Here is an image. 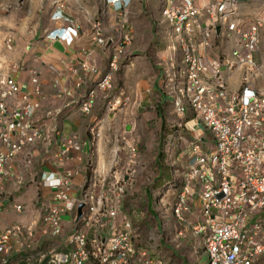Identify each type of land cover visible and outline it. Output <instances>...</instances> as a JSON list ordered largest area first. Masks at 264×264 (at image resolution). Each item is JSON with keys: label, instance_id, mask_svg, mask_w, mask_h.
I'll return each instance as SVG.
<instances>
[{"label": "built area", "instance_id": "2783aa9c", "mask_svg": "<svg viewBox=\"0 0 264 264\" xmlns=\"http://www.w3.org/2000/svg\"><path fill=\"white\" fill-rule=\"evenodd\" d=\"M167 1L170 7L164 12V18L171 30L166 33L184 52L179 72L182 86L174 91V110L183 116L190 109L197 123L189 129L182 121L175 123L190 135L191 143L186 151L184 179L171 207L172 217L183 227L178 236L189 233L201 241L209 264H260L264 262V91H255L251 79L260 70L255 56L264 50L261 38L264 0H217L205 15L193 0ZM119 3L125 12L130 0H119L113 6ZM247 7L250 10L245 13ZM115 10L120 11V7ZM60 19L62 15L52 17V20ZM124 21L123 26L127 27V20ZM61 31L57 35L51 32L46 38L67 40L78 34V29L72 27ZM105 36L96 31L91 42L99 47L109 45ZM118 38L121 44L115 46V43V49L131 41L130 32L121 31L112 41ZM6 45L12 50L13 39L8 38ZM82 68L95 71L87 63ZM118 70V56L114 53L109 71L80 103L83 115H91L100 93L107 100L109 111L130 103L128 98L121 100L112 96ZM12 72L17 74L18 67ZM237 72H243L244 79L237 91H231L228 79ZM12 75L0 69V188L9 175L11 160L27 147L39 143L49 145L54 134L33 126L36 105L9 110V101L20 91ZM30 75L34 94L39 96L38 74L31 71ZM80 84L81 81L77 86ZM85 143L76 135L65 139L58 156L60 161H66L71 151H81ZM124 150L131 161L136 158L137 148L132 141L125 140ZM72 177V171L58 178L53 173L41 176V182L53 192L58 203L43 217L45 237L51 241L60 239L64 215L72 214L81 204L84 210L81 221L65 241V250L41 253L39 264H161L147 250L135 247L132 224L122 214L130 176L125 177L126 181L115 176L117 181L109 188L107 178L102 177L99 190L87 183L79 200L70 196ZM16 209L23 211L22 206ZM120 216L123 221L115 234L112 231L104 238L97 235L91 238L84 232L104 226L103 219L115 223ZM29 237H33L32 231L22 225L1 233L0 264H10L14 244L29 250ZM32 261L31 257L28 262Z\"/></svg>", "mask_w": 264, "mask_h": 264}, {"label": "crops", "instance_id": "0c3cea01", "mask_svg": "<svg viewBox=\"0 0 264 264\" xmlns=\"http://www.w3.org/2000/svg\"><path fill=\"white\" fill-rule=\"evenodd\" d=\"M72 1L80 3V9L74 6L71 8L69 5L63 10L58 8L50 10L39 29L31 31L27 36L17 37L18 42L14 46L15 52L12 55V60L0 64L2 72L11 75L13 68L18 67V73L12 76L18 82L20 91L13 100L9 101V110L23 108L26 104L36 105L37 111L32 119L33 126L43 127L46 131H54L52 142L49 145L39 143L27 147L11 160L9 175L0 188V234L15 225H22L24 229L33 233V237L27 238V243L31 245L29 250H22L14 244L10 252V264H21L27 256V252H37L45 246L52 247L51 250H65V241L78 224L77 210L79 206L72 214L64 215L66 219H62L63 235L60 239L51 241L42 234L44 215L51 207L58 204L54 199L53 192L41 182L43 174L53 173L58 178L66 172L72 171L70 196L75 200L82 197L87 183L90 187L99 190L100 178H107V188L112 187L117 181L115 176L117 177L118 174L112 173L111 154L105 147H100L96 151L91 146L93 148L91 151V148L87 150V146L84 145L81 151H71L68 159L64 162L60 161L58 157L62 142L72 135H76L81 142L89 141L94 144V139L90 133L95 126L93 124L98 125L99 122L96 121L97 118L93 114L101 106H106L104 100H107L100 93L92 114L89 116L83 115L79 106L88 91L109 71L111 57L109 51L91 43L89 37L90 28L85 13L89 18L101 17V9L95 8L92 4L96 1ZM101 1L107 7V19L121 13V11L113 9L114 6L108 5L105 0ZM193 1L196 7L203 10L205 15L211 4H215L217 0ZM142 2V0H130L128 5L130 9L126 8L129 9L126 12H128L131 21L140 23L141 19L147 17L148 6H144ZM250 6L253 7V5ZM249 10L250 8L247 7L245 13ZM60 15H62V19L52 20L53 16L58 17ZM261 17L264 19V12ZM71 27L78 29L76 38L71 37L67 40H48L46 38L51 32L57 35L62 33L61 29ZM138 28L142 32L141 27ZM151 29V26H145L143 28L144 34L150 33ZM261 38L264 39V29L261 31ZM149 41H152L151 35L148 41L144 42ZM234 41L236 43L237 39ZM134 42L137 45L136 41ZM124 58L136 63L140 57L135 51H132V47L128 46ZM255 60L260 66V70L251 79V87L255 91H264V50L255 56ZM84 63H87L90 68H94L95 71L83 70L82 64ZM31 71L38 74V82L41 88L39 96L34 94L35 86L31 82ZM118 75L117 78L116 75L114 77V91L112 93V96L116 98H119L117 83L121 79V74ZM125 77L126 75L123 76V79ZM243 79V72H237L229 77L230 90L237 91ZM79 81L82 84L78 87ZM148 82L146 80L139 81L138 89L144 93L148 92ZM126 130H130V126L126 125ZM97 143L101 146L100 142ZM17 206H22L23 211H17ZM121 221H123L122 216L115 223L103 219L102 224L104 226L97 227L95 230L85 229L84 232L91 238L94 235L104 238L112 231L115 234ZM33 263L35 264V262ZM37 263L39 264L38 261ZM260 264H264V262Z\"/></svg>", "mask_w": 264, "mask_h": 264}, {"label": "rangeland", "instance_id": "374dc122", "mask_svg": "<svg viewBox=\"0 0 264 264\" xmlns=\"http://www.w3.org/2000/svg\"><path fill=\"white\" fill-rule=\"evenodd\" d=\"M95 1L92 4L95 8L101 9V17L89 18L85 13V18L89 22L87 23L86 21L90 28L89 37L92 41V37L96 31L106 35L105 40L107 44V40H109V45L100 48L109 51L110 55L116 53L118 56L119 72L116 74V78L119 76L118 74H121V79L118 80V94H116L119 96L118 99L125 100L128 98L130 103L126 107L122 105L118 110L109 111L107 109V101L104 100L106 106L103 105L97 112L94 111L95 114L93 115L97 118L96 121L99 124H93L95 126L90 134L94 139V144L92 146L87 141L85 143L87 150H90L91 146L96 151L100 147H105L109 154H111L113 161L112 173L115 172V174H118L117 177H122V180L126 176H130L131 183L128 186L124 207L127 210L131 209L133 211L143 212L146 215V226H142L145 245L155 250L158 247L160 248L162 242L173 249L177 258L171 255L165 264H182V261H184V264H209V257L205 253V247L201 241L194 239L189 233H186L184 237L178 236V233L183 230V227L181 228L175 225L177 224L176 220L172 218L171 207L167 204H172L176 198V193H170L171 190H163L164 188H161V191L159 190L157 192L155 188L158 184L156 181L159 176L156 162L161 147L160 145L165 142L164 140H159L161 126L155 112L157 101L154 99L155 95L150 94V87L157 78L156 74L160 72V68H163L161 61L165 58V53H163L164 47L159 45L161 42L155 43L157 41L155 35L152 41H149L150 43L144 42L148 41V36L144 34L143 30H141L142 32L134 30L135 36L133 41L123 43L121 47L116 49L113 48L115 42L112 41V38L117 37L121 31H125L126 33L129 31L126 26H123L125 23L124 20L129 21L130 16L126 12L128 9L125 12L117 14L115 17H109L107 19L108 11L106 5L101 0ZM69 5L70 7L74 6L80 9V3L73 2L72 0H0V64L8 63L12 60V55L15 52L14 46L18 42V36H27L31 31L39 29L47 13L53 8L63 10ZM108 5L113 6L112 3H108ZM103 23L105 28H103ZM163 28L165 29L164 32H170L171 30V27L169 30L168 27L163 26ZM136 29L139 28L136 26ZM164 36L168 37L167 33ZM8 38L13 39L12 50H9L6 45ZM134 41H136L137 45ZM152 44H157L158 48L155 45L153 46L154 48H149ZM26 45H29V43H26ZM128 46L132 47V51H135L137 55L139 53L142 55L147 53V60L146 57H143L142 60L138 58L136 63H133L128 58H124L125 50ZM120 52L121 54H119ZM164 69V73L167 75V68ZM124 75L126 77L123 79ZM141 80L149 81V85H147L149 86L148 92L144 93L138 89V82ZM169 89H171L170 86H168ZM115 99L117 98L115 97ZM164 109L167 116L166 127H169L173 125V122L175 123V117L172 115L173 109L172 107H165ZM196 124V120L191 119L186 123V127L189 129ZM126 125L130 126V130H126ZM125 140H130L136 145L137 156L134 159L135 161H131L127 152L124 150ZM97 142H100L101 146ZM171 142L174 143V146H170L171 148H167L166 146L164 149L166 155L164 163L172 166L173 174L171 176L179 178L187 166L188 157L183 152H185L191 143L187 138H183L182 140L177 139L176 142L174 140ZM93 148H91V151H93ZM177 150L178 152H176ZM116 151H118L117 155L115 153ZM148 195L155 197V199L158 197L154 202L152 211L158 215L161 222L160 225L152 221V216L146 212ZM65 219L66 217H63V220ZM200 220L205 221L203 217ZM51 249L53 248L45 246L42 250L31 254L30 257H32L33 262L37 263L40 254H48Z\"/></svg>", "mask_w": 264, "mask_h": 264}, {"label": "trees", "instance_id": "16d2710c", "mask_svg": "<svg viewBox=\"0 0 264 264\" xmlns=\"http://www.w3.org/2000/svg\"><path fill=\"white\" fill-rule=\"evenodd\" d=\"M116 1H119V0H116ZM125 1H129V0H125ZM142 1H143L142 4H144V6H148L147 15H146L147 17L141 19L140 23L134 21L135 24H137V25L134 24V26H133V21L130 20V17H129V21L127 20V27L130 31L131 40L132 41L134 40V36H135L134 32L138 30L136 29V26L142 27V28H144L145 26L147 27L151 26L152 28L151 32L146 33L145 35L148 36L149 38L151 35L152 39H153V36L155 35L156 40H157L155 43L161 42V44L159 45H162L164 47L163 53H165L164 54L165 58L162 59L161 61L163 68H160V72L156 74L157 78L155 79L152 86L150 87V94L151 95L154 94L155 95L154 99L157 101L155 105V109H156L155 112H156L158 120L160 121V126H161L159 140H164L165 142L164 144L160 145L161 147H160L158 159L156 162L159 176H158V180L156 181L158 184L156 185L155 188L157 192L161 188H164L163 190H167V191L171 190L170 193L175 192L177 194L181 186V183L184 179L183 175L185 173L184 172L185 170L182 172L179 178L172 177L171 176L173 174L172 166H168L167 163H164L166 159L164 149L166 146L167 148H171L170 146H174V143L171 142L173 140L175 142L177 139L182 140L183 138H187L188 140H190V135L186 131L180 130L175 126L176 122L182 121L183 123H187L193 117V113L190 109H188L186 114L183 116H179L174 110L175 99H176V96L174 95V91H176L182 86V81L179 76L180 75L179 72L182 66V61L184 59V52L182 48L180 47L179 43H174V40L172 41L170 40V38L164 36L166 32H164L165 29L163 28V26L167 27V25L169 24L168 21L164 18L165 17L164 12L166 11L167 8L170 7V4L168 3V1L167 0H142ZM118 6L120 7V11L123 12V9L120 3L113 9H116ZM127 8L130 9V6H127ZM103 28H105L104 23H103ZM142 28L140 29L143 30ZM158 40H162V41H158ZM115 43H116L115 46H118L121 44V40L118 38L115 40ZM154 45L155 44H152L151 46H149V48L153 47ZM155 46L158 48L157 44ZM138 56L141 58V60L143 59V57H146V60H147L148 54L145 53L144 55H142L139 53ZM164 68H167V75L164 73V70H165ZM168 86H170L171 89L168 90ZM165 107H168V108L172 107L173 109L172 115L173 117H175V123L173 122V125H170L169 127H166L167 116L165 114L166 113L164 109ZM186 151L187 149L185 150V152H183L185 156H186ZM176 152H178V150ZM157 199L158 197L155 199V197L148 195L146 212L152 216V221H154L157 225H160L161 222H160V219L158 218V215L155 214L154 211H152L154 208L153 206L154 202ZM175 199L172 202V204H169V203L167 204L170 207H172L175 203ZM124 203H125V199L122 202L121 211H122L123 216L129 219V221L132 224V227L134 230L133 231L134 233L133 242H134L135 247L140 250H147L149 256L161 264H165L166 260L170 259L171 255L172 257L177 258L175 256L173 249L170 246H167L162 242H161L160 248L158 247L155 250H153L152 247L145 245L143 241L144 235L142 233V229H143L142 226H146V220H147L146 215L143 212H138L135 210L133 211L131 209L127 210L124 207ZM175 225L179 226L178 224H175ZM33 253L34 252H31V253L27 252L26 253L27 256L24 258V261L21 264H32L33 261L32 262H28V261L31 259L30 255ZM35 264H38V263H35ZM42 264H46V263H42ZM182 264H184V261H182Z\"/></svg>", "mask_w": 264, "mask_h": 264}, {"label": "water", "instance_id": "95a60500", "mask_svg": "<svg viewBox=\"0 0 264 264\" xmlns=\"http://www.w3.org/2000/svg\"><path fill=\"white\" fill-rule=\"evenodd\" d=\"M84 204L79 205L77 210V223H79L83 217Z\"/></svg>", "mask_w": 264, "mask_h": 264}, {"label": "clouds", "instance_id": "9594fccd", "mask_svg": "<svg viewBox=\"0 0 264 264\" xmlns=\"http://www.w3.org/2000/svg\"><path fill=\"white\" fill-rule=\"evenodd\" d=\"M105 1H106L107 4H108V3H109V4H110V3L114 4V2L118 3V1H116V0H105ZM114 7H115V6H114ZM60 31H61V30H60ZM118 72H119V71H118ZM118 72H117V73H118ZM117 73H116V74H117ZM92 146H93V144H92ZM124 180L126 181L127 179L125 178ZM172 218H173V217H172ZM173 219H174V218H173ZM176 223H177V222H176ZM177 224H178V223H177ZM178 225H179V224H178ZM179 227L182 228V226H180V225H179Z\"/></svg>", "mask_w": 264, "mask_h": 264}]
</instances>
